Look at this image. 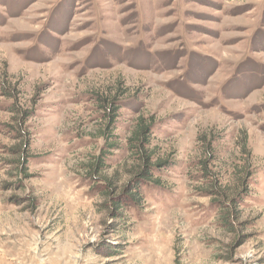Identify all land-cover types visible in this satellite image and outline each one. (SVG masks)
<instances>
[{
  "label": "rangeland",
  "instance_id": "1",
  "mask_svg": "<svg viewBox=\"0 0 264 264\" xmlns=\"http://www.w3.org/2000/svg\"><path fill=\"white\" fill-rule=\"evenodd\" d=\"M0 264H264V0H0Z\"/></svg>",
  "mask_w": 264,
  "mask_h": 264
},
{
  "label": "trees",
  "instance_id": "2",
  "mask_svg": "<svg viewBox=\"0 0 264 264\" xmlns=\"http://www.w3.org/2000/svg\"><path fill=\"white\" fill-rule=\"evenodd\" d=\"M138 127L140 128V132H137L135 133V135L138 137L141 135V133L146 129V127H144L143 124L141 125H138ZM147 132V131H145ZM143 135V134H142ZM141 140H143V143H142V148H139V149H143L144 145H147L148 144V136H145L144 138L142 137ZM140 145H141V141H140ZM141 157H139L138 159V162H140V165H141V171L136 173L134 176H133V179L130 180L129 182L131 183L130 186H140L141 184H143L144 182H151V166L150 165V158L148 156H146L145 154H140ZM162 164V163H160ZM160 164H158V167L160 166Z\"/></svg>",
  "mask_w": 264,
  "mask_h": 264
}]
</instances>
